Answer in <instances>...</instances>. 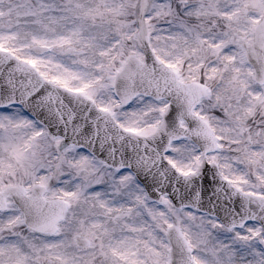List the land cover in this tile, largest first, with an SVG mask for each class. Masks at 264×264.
<instances>
[{
    "label": "snow or ice",
    "instance_id": "1",
    "mask_svg": "<svg viewBox=\"0 0 264 264\" xmlns=\"http://www.w3.org/2000/svg\"><path fill=\"white\" fill-rule=\"evenodd\" d=\"M0 264H264V0H0Z\"/></svg>",
    "mask_w": 264,
    "mask_h": 264
}]
</instances>
